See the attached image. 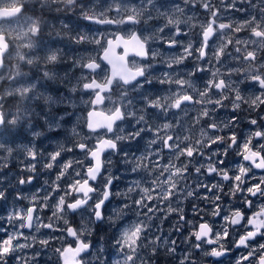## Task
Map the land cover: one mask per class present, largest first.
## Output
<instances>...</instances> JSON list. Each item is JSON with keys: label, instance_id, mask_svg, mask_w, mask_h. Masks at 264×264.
Returning <instances> with one entry per match:
<instances>
[{"label": "snow or ice", "instance_id": "obj_1", "mask_svg": "<svg viewBox=\"0 0 264 264\" xmlns=\"http://www.w3.org/2000/svg\"><path fill=\"white\" fill-rule=\"evenodd\" d=\"M26 2L0 0V152L11 156L12 145L22 139L25 128L32 137L23 148L27 163L16 176L0 174V201L9 199L10 187L15 189V200L28 199L22 186L38 179V166L48 171L49 178L23 209L0 216L4 221L0 264L10 260L39 264L42 253L29 240L41 249L50 248L49 260L55 257L54 264H153L161 243L168 245L166 253L177 251L175 240L148 239L155 213L165 210L160 207L164 202L168 215L177 213L175 231H189L186 239L193 251L185 249L179 264H199L200 259L204 264H225L233 249H243L235 264H264V0H183L188 9H202L204 17L187 15L183 21L177 13L185 15L186 8L169 7L167 0H140L139 4L32 0V8ZM77 9L79 18L90 25L141 26V31L107 39L99 29L84 32L49 15ZM157 19L164 23H150ZM45 31L60 41L67 37L71 44L99 46L103 55L81 54L46 42ZM120 40L134 42L135 55L143 63L118 70L109 49ZM154 43L160 47H152ZM101 60L112 64L111 74L102 80L98 79L104 72ZM59 65H67L61 69L63 75ZM49 82L66 85L69 94L90 93L84 102L92 110L84 126L97 134L94 143H89L92 136L82 134V127H68L74 112L65 109L53 114V106L76 105L72 95L50 94ZM156 84L167 88L157 89ZM113 92L120 102L113 101L103 121L94 119L97 106L111 100L105 93ZM229 106L232 115L222 119L220 111ZM245 120L249 127L241 135L237 129ZM196 126H200L198 137ZM44 128L64 133V142H57L47 153L32 142L45 135ZM141 142L137 152L126 150ZM230 152L243 161L236 162L235 170L226 159ZM117 162L138 177L123 192L117 183L122 177L111 170ZM208 177L215 182H205ZM114 197L119 205L113 215H107V204ZM181 197L207 201L211 208L193 204L194 215L188 219L182 208L171 207ZM77 216L79 224L74 223ZM103 224L119 232L112 242L115 259L103 245L97 247L99 241L87 239ZM41 229L59 235L45 232L46 238L39 239L31 235Z\"/></svg>", "mask_w": 264, "mask_h": 264}, {"label": "rangeland", "instance_id": "obj_2", "mask_svg": "<svg viewBox=\"0 0 264 264\" xmlns=\"http://www.w3.org/2000/svg\"><path fill=\"white\" fill-rule=\"evenodd\" d=\"M108 2L110 3L111 0H108ZM123 2L124 3H131V4H139L140 1L136 3L134 1L123 0ZM31 3H32V0H27L26 7L30 8ZM168 6L171 7L172 4H168ZM182 7L186 8V14L180 15L179 13H177V15L180 16L181 21L185 20L187 15H193L194 16V11H192L191 9H188V7L185 5ZM78 12H79V9H77L75 13L70 12L66 15L63 13V15L60 16V18L66 20L70 25L79 26L84 32H88V29H89L88 23L79 18ZM53 13H55L54 15L56 17L55 11H53L50 14V16ZM109 15L114 16L115 13H114V15L113 14H109ZM196 17L199 18L200 15L199 14L196 15ZM51 23H52V20L50 19L49 24H51ZM163 23H164L163 19H157L154 21L153 24H163ZM120 26L122 27L123 25H120ZM57 27H59V25H57ZM181 28L184 30H187V25L182 23ZM99 31L101 33H103L105 36H107V35H111L114 30L110 29V28H106V29H99ZM42 39L45 40L46 42L54 43L57 46H62L65 49H69V48L74 49V50L78 49V50H80L81 54L92 55V56H97V57H98L99 53L103 50V49L99 48V46H96L94 44H87V43L81 44V45L71 44L67 37H65L63 39V41H60L58 38H55L53 35H50L49 32H47V31H45L42 34ZM102 43L105 44L104 41H102ZM152 47H160V45H159V43H154V44H152ZM84 49H87V53H84ZM162 51L167 52L168 50L162 49ZM135 62H140V61L130 60L129 66H132V64ZM140 63H143V62H140ZM65 67H67V65H59V66H57V70L61 71V69L65 68ZM103 69H104V72L101 74L100 77H98V79L102 80L104 78V75L107 74L106 67L103 66ZM78 72H79V70H77V73ZM157 74H159V69H157ZM61 75H63L62 71H61ZM73 83H75V81H73ZM155 88L163 89V88H167V86H161L159 84H156ZM47 91L54 96L60 95L61 93L65 94V95H72V98L75 101V105H76L75 108H73L67 102H65L64 104L53 106V114H62L65 109H67V111H69V112H74L75 117L72 119L71 124L68 127L70 128L72 126H76L78 130H80V128L82 127V129H83L82 134H88V135L92 136L93 140L89 141V143H93L94 139H95V135H97V134L84 131L85 112L90 109V105L86 104L84 101L90 99V93L78 92L76 94H69L66 85H62L59 83H52V82H49ZM107 95L111 96V100L106 99L101 106L97 107L98 110L103 111L105 113H107L108 110L113 107V101H115L116 103L120 102L118 93L113 92V93H109ZM131 95L133 97H136L137 104H139V97L137 96V94L132 93ZM39 123L41 125H43L44 122L41 120V121H39ZM120 123H122V122H120ZM124 126H125V128H127L126 124ZM37 130L40 131L42 129L37 128ZM43 131H44L45 135H43L40 138L32 141L39 150L47 153V152L52 151L56 148L57 142H60V143L64 142V133L63 132H56V133L52 134L50 132H47L46 128H44ZM25 133H27V135H25ZM103 133H104L103 131L99 132V134H103ZM110 135H112V134H110ZM21 137H22L21 141L18 140L15 145H12L15 150L11 156H8V154L5 152H0V174H2L3 172H7L8 176L10 178L14 177L20 171V169L24 166V164L27 163V160L25 159V155L23 152V148L25 145L28 144L29 140H32V137H31V134L27 132L26 128H25L24 132L21 133ZM143 143L144 142H141V145H133L131 147L126 146V150L130 151V152H137L138 148L142 149ZM77 155H79V153H77ZM66 156L69 159L72 158V154H66ZM113 159H114V161H119V157H114ZM22 161H23V163H21ZM5 164H7V168L3 167V165H5ZM38 170H39L38 179L35 180L33 182V184H31V185L22 186L23 194L25 197H28V199H23V200H19V201L15 200V198H14L15 197V189L10 187L9 199L7 201H0V205L1 206L3 205L5 207V208L1 207L2 212L0 211V216L6 217L9 213H11L13 211L14 208H16L17 210H20L29 204L31 196L33 194H35L36 191L38 189H40L41 186L44 184V181L49 178V173L47 170L40 168V166H38ZM111 170L115 174L120 175L122 177V179L117 182L118 183V190L121 192L125 191V186L130 184L133 179L138 178L135 174H133L129 171H125V165H123V163H121V162L115 163V166ZM52 178L54 179V175H52ZM97 183L99 184V181H97ZM39 194L43 195L44 193H43V191H41ZM118 205H119V198L114 197L112 202L109 203L106 207V214L107 215H113L114 209ZM46 212H47V215H51L50 211L46 210ZM76 221H77V224H79L80 223V217L77 216ZM3 222H4L3 220H0V223H3ZM12 223H18V222L13 221ZM114 229L115 228L109 227L107 224H103V225H101L99 232L104 231L106 233L105 235H99V237H98V236H94L92 234L91 236L87 237V239H90V240L93 238H98L96 241H93V242L96 243L97 241H99V243L97 244V247L103 245L106 248V250L109 251V254L112 256L113 259L116 258L114 249L112 248V242L114 240L113 237L114 236L117 237L119 235V232L117 230L115 231ZM45 232H48V235H50V236L51 235H58V234H53L49 230H45V229H41V231L39 233L32 232L31 235H36L38 239L39 238H46L44 235ZM25 233L28 234V232H25ZM101 237L103 239H101ZM21 242H25V241H21ZM26 242L27 243H34L35 249L41 251L42 254L39 258V264H54V262H51L49 260V257H50L49 252H48L49 249H41L38 243H35L31 240L26 241ZM27 251L30 254L31 250H27ZM9 264H15V261L10 260Z\"/></svg>", "mask_w": 264, "mask_h": 264}, {"label": "flooded vegetation", "instance_id": "obj_3", "mask_svg": "<svg viewBox=\"0 0 264 264\" xmlns=\"http://www.w3.org/2000/svg\"><path fill=\"white\" fill-rule=\"evenodd\" d=\"M125 1H134V2L137 3L140 0H125ZM167 4H172V5L173 4H180L181 6H184L183 5V0H167ZM33 6H34V4L32 2L30 4V8H32ZM61 7H62V5H61ZM53 8H55V5H53ZM191 10L194 11V16L195 17L198 14L200 15L198 20L204 19L203 15H202V11H203L202 9L200 11H196L195 9H191ZM54 14L55 13H53L51 15V17H55ZM110 14L114 15V13H110ZM62 15H63L62 12L61 13H56V16L60 17ZM87 23H88V27L93 29V30H95V29H106V28L113 29L114 31L112 32V34L106 36L107 39H113V34L124 36V37L127 38V37H129L131 35V33L133 31L137 32V34H139L140 31H141V26H132V25H123L122 27L121 26H117V25L98 26V25H94V24L90 25L89 22H87ZM151 23H154V21H152ZM144 34L148 35V32H145ZM100 53H99V55H100ZM116 53L120 54L121 51L119 49H117ZM99 55H98V57H99ZM130 60H136V61L143 62L138 57L128 56L125 59L126 66H128V67H131V66H129ZM102 68H103V65H102ZM162 94H163V92H162ZM225 103L227 104L228 102L226 101ZM261 111L264 112V109H262ZM256 114L257 113H252L253 116H255ZM192 115H195V113H192ZM229 115H232V110H231L230 106L228 108L222 109L220 111V116H221L222 119H227V117ZM185 119H187V118H185ZM202 123H206V121H203ZM199 127L200 126H196L194 128L195 137H198L200 135L199 130H198ZM248 127L249 126H248V124H247V122L245 120V121L241 122L240 127L237 129V131L240 132L241 135H244V134H246V132L248 130ZM114 128H115V126H114ZM19 141H21V140H19ZM213 147H215V145ZM226 159H227V162L229 163V165L231 166V168L233 170H235V168H236V162L237 161L243 162L241 157H238L235 154V152H230ZM161 163H163V161H161ZM254 171H256L257 175H259L260 170L256 169ZM202 179H204V178L202 177ZM205 182H213L214 183L215 181H213L211 179V177H208L205 180ZM255 182H256L255 180L252 181V183H255ZM188 184L189 185L193 184V180L191 179V177L188 180ZM201 191L203 192L204 190H201ZM133 195H135V193H133ZM112 200H113V198H112ZM112 200H111V202H112ZM225 200H227V197H225ZM193 204L199 205L200 207H204V208H209V209L211 208V205L207 201L195 200L193 198L183 199V197H181L180 201L173 202L171 204V207H173V208H177V207L182 208L183 209V213L186 214V218L191 219L193 217V215H194L193 211H192V205ZM1 207H3V208H5V207L3 205L2 206L0 205V211L2 212ZM160 207L162 209H165V210L155 213L154 219L151 222L152 226L149 228L148 239H154L155 236H159V237H161V241L167 240V241L170 242L172 240H175L177 242L176 245H175V247L177 248V251L174 254H168L165 251V248L168 245H165V244L161 243L160 244V250H159V256L153 259V264H179V259L178 258L182 256V254L184 253L185 249H188L189 251H193L191 249V247H190V241H188L186 239V237L189 236V231H188L187 228H185L181 232H176L175 229H174V225L176 224L177 213L173 212L170 215L167 214V211H166L167 202L161 203ZM165 215H168V218L167 219H161ZM206 219L211 221V220H214V219H217V218H214V217H211V216H206ZM74 223L77 224L76 217H75ZM114 230L116 231L117 228H115ZM99 231L98 232H94L93 235L99 237V235H105L106 234L104 231H101V232H99ZM55 234L59 235V233H55ZM114 238H115V236L113 237V239ZM97 239L98 238H93L91 240L92 241H96ZM192 239L194 240V237ZM145 243H147V241H145ZM56 246H59L58 242H56ZM241 251H243V249H233L230 258L225 260V264H235V259L234 258L237 257ZM48 252H49V255L52 256V251H51L50 248H49ZM54 260H55V257H53V260H50V261L54 262ZM199 264H204V260L200 259Z\"/></svg>", "mask_w": 264, "mask_h": 264}, {"label": "water", "instance_id": "obj_4", "mask_svg": "<svg viewBox=\"0 0 264 264\" xmlns=\"http://www.w3.org/2000/svg\"><path fill=\"white\" fill-rule=\"evenodd\" d=\"M98 26H104V25H98ZM104 47H108V45L106 44V42H105ZM117 49H119L121 51L120 54H117L116 53V50ZM102 55H103V50L101 51L99 57L102 56ZM128 56L138 57V56L135 55V45H134V42H132L130 40H120V41H115L111 45V47L109 49V58L112 60L113 64H115L117 66V69L118 70L121 68V66H126L125 59ZM138 58H140V57H138ZM100 63L107 68V75H110L111 74V71H112V64H108L107 61H103V60H101ZM107 94H109V93H105V95H107ZM101 105H98L97 107H99ZM91 110L92 109L90 107V109L85 112V116H84L85 117V121L87 120L88 112L91 111ZM106 114L107 113H105V112L100 111V110L97 109V115L94 117V119L103 121L104 116ZM117 123H119V121ZM84 125H85V122H84ZM84 131L89 132L86 126H84ZM100 131H103L104 132L105 130L103 128H101V129H99V132ZM24 231L25 232H28L27 229H25Z\"/></svg>", "mask_w": 264, "mask_h": 264}]
</instances>
